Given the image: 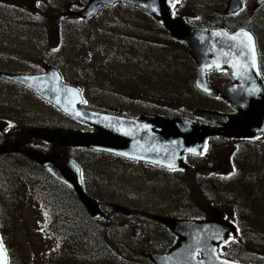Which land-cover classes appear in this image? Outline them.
<instances>
[{
	"label": "rangeland",
	"instance_id": "1",
	"mask_svg": "<svg viewBox=\"0 0 264 264\" xmlns=\"http://www.w3.org/2000/svg\"><path fill=\"white\" fill-rule=\"evenodd\" d=\"M62 1L64 0H55L60 12L63 11ZM81 1L65 0V3L72 7ZM229 1L182 0L179 8L176 6L173 11L183 15L187 23L194 28H214L223 24L226 30L241 26L246 28L258 39L259 52L263 57L261 67L264 78V5L254 11L256 0H245L242 13L226 18L222 12ZM36 7L33 23L30 25L32 28L27 29L26 25L9 22L0 24V72L31 75L42 73L45 67H58L59 72L64 74L62 76L66 83L78 86L83 92L87 106L97 112L117 110L125 114L139 112L170 116V113L175 114L178 111L181 116H191L195 110H207L226 115L234 114L229 106L193 93L194 64L188 57L186 48L171 43L165 29L162 30L156 21L149 19L145 14L124 5L114 8L101 6L89 22L73 18L65 20V47L59 53L52 46L55 37L51 25H55L57 19L52 15L49 34L44 35V22L40 18L42 10H39L40 15L36 13L42 7ZM85 7L82 11H85ZM65 12L68 13L69 10L65 9ZM2 14L7 13L2 11ZM13 19V15L5 18L6 21ZM1 42L8 45L4 46ZM121 42L127 43L129 48L143 46L135 51L138 54L137 64L129 61V55L125 57L124 63L117 65L113 61L112 58L118 60L122 55L125 56L123 52L119 54L118 45ZM144 46H148L153 53L150 64L145 61L143 63V57L147 54V51L142 53ZM91 54L93 56H89ZM107 57L108 64L103 62ZM101 65H108L107 69L102 71H106L105 75L109 80L98 81L93 78L96 76L91 73L92 70ZM148 65L151 67H147ZM210 78L217 79L214 74ZM221 80L218 90L230 83L225 78ZM12 103L13 110L17 109L16 107L20 110H0V118L5 119L0 121L1 138L5 136L4 131H19L21 128L23 134L34 128H76L71 122L60 119L61 115L55 109L24 88L0 81V107ZM29 114L36 116L33 117L32 124L27 123ZM42 122L44 126L39 125ZM13 124L17 126L16 129L10 127ZM260 141L263 142L264 139ZM29 144L30 151L27 149ZM38 144L34 140L26 139L25 144L17 150L23 148L22 151L26 155L37 153L31 152L32 147L40 152L47 150L46 146ZM209 144V151L203 154L204 162L198 159L188 163L189 168L186 167L182 175L184 178L173 181L168 180L165 174L155 167L116 159L102 153L94 154L87 150L67 153L61 148L57 149L59 157L67 158L68 155L83 169L86 194L99 204L107 216L105 222L109 232L104 239L114 257L106 264H129L135 260V256H138L141 264H152L149 257L158 255L162 247L170 245V234H167V230L139 213L168 219L200 221L189 219L187 211L181 208L185 203L190 208L193 205L196 212L204 214L209 221L231 222L221 215V210L206 204L200 186L206 195L207 191H210L207 183L216 179H227L235 169L238 170V175L246 176L249 182H253L258 175H264V149L252 144L243 146L241 150L244 148V151L241 153V150L238 151L241 142L211 141ZM51 149L52 145L48 149L50 154ZM175 184H180L181 187L177 188ZM37 189V183L23 177L4 176L0 173V218L5 222L7 238L14 252L27 264L55 263L59 248L57 249L58 244L54 238V223L47 222L48 215L37 206ZM224 190L225 187L220 186L215 191ZM6 193L9 194L8 199H5ZM17 194L19 196L14 198ZM214 197L212 195L210 200L213 201ZM115 205L139 215L124 217L120 213H114L112 207ZM254 223L256 231L264 232L262 218L258 220V224L255 221ZM134 229L139 230L138 237L133 236ZM221 256L225 257L223 253Z\"/></svg>",
	"mask_w": 264,
	"mask_h": 264
},
{
	"label": "water",
	"instance_id": "2",
	"mask_svg": "<svg viewBox=\"0 0 264 264\" xmlns=\"http://www.w3.org/2000/svg\"><path fill=\"white\" fill-rule=\"evenodd\" d=\"M179 0H89L85 11L78 14L86 19L97 6L118 3L137 8L160 21L170 37L184 45L194 63V87L211 98L219 97L235 112L233 115L196 110L194 116L215 127H205L184 120L142 116L137 120L84 111L78 108V90L65 86L57 71L45 68L40 76H11L0 79L13 82L33 92L70 118L96 129L95 134L61 130H31L17 145L0 148V156L18 153L26 139H37L52 145L51 154H32L35 163L57 182L69 188L92 220L106 219L99 204L83 191L79 169L67 158L57 154L58 148L70 147L107 153L127 160L149 163L168 170H184V155L198 156L208 138L253 139L264 135V81L259 68L255 41L240 29L233 33L225 29L191 28L181 19H172L171 8ZM243 0H230L225 15L241 9ZM264 4L256 0L255 7ZM247 33L248 35H244ZM251 37V40L248 37ZM235 37V39H233ZM211 71L224 72L233 83L220 90L208 85L206 75ZM159 123L156 124L155 122ZM160 131L156 132L154 129ZM114 213L125 217L136 214L125 207L113 206ZM165 226L178 239L175 248L164 255H151L152 264H241L219 256V245L235 228L223 221L195 222L191 220L151 217ZM139 236V230H133ZM0 264L7 256L0 244Z\"/></svg>",
	"mask_w": 264,
	"mask_h": 264
},
{
	"label": "trees",
	"instance_id": "3",
	"mask_svg": "<svg viewBox=\"0 0 264 264\" xmlns=\"http://www.w3.org/2000/svg\"><path fill=\"white\" fill-rule=\"evenodd\" d=\"M134 11L140 12L135 9ZM169 41L176 46H181L179 43L173 42L170 38ZM255 43L258 53L259 71L263 78L261 67L263 57L259 52V42L256 37ZM118 46L120 47L119 54L120 52H123L125 56L122 55L118 60L112 58L117 65L124 63L127 55H129L130 62H133L134 64L139 62L137 60L138 54L135 51L141 49L143 46H139L140 48L138 46L129 48L125 42H121ZM145 51H147V54L143 57V63L145 61L146 64H150V61L153 58V53L150 52L148 46H144L142 53ZM89 56H93V54ZM104 58L105 56H103V59ZM103 62L108 64L109 57ZM107 66L108 65H101L93 69L91 73L96 76L93 78L98 81L101 79L109 80L105 75L106 71H102L106 70ZM147 67L151 66L148 65ZM151 69L152 68H150V70ZM224 76L222 78H225ZM193 93H197L199 96L201 95L195 90ZM205 98L226 105L219 99ZM13 106V103L4 104L0 107V110L2 112L3 109H5L4 112L7 110H10V112L20 110L19 107H16L17 109L13 110ZM175 115L177 118L189 119L188 115L181 116L178 111ZM3 120L5 119L0 118V121ZM16 128L17 127H12V129ZM8 129H10V127ZM4 132L5 136L3 138L0 137V148L7 145L12 146L15 142L17 143L18 141H21L25 135L23 134V128L19 131ZM250 143L251 145L242 144L238 151H240L243 146H252V144L262 146L264 149V141L255 140ZM21 149L24 150L23 148ZM27 149L30 151V144ZM243 151L244 148L241 150V153ZM0 173L4 176L23 177L28 181L38 184L35 202L41 211L48 215L47 222L51 221L54 223L53 228L55 230V236L54 233L53 236L58 244L57 249L59 248V252L55 257V263L50 264H106L113 260L114 255L107 247V244L105 243L106 240L104 239L109 232L105 220L94 221L90 219L78 203L74 194H72L69 189L50 178L32 159L24 157L19 153L0 156ZM183 173L184 172H179L175 176L181 177ZM262 176L264 177V175ZM262 176L260 177V175H258L253 182H249L246 176L242 177V175H238V170L235 169L231 172L229 177L227 176V179H216L207 183V187L210 191H207L206 195L203 194L204 189L200 186V192L202 193L201 195L205 199L206 204L212 205L214 208L221 210V215L224 218L230 219L237 229L236 237L232 238L225 246H223V251H221V254L223 253L225 258L231 261H237L244 264H264V232L261 231V233H259L256 231V225L254 223L255 221L258 224V220L261 218L264 222V179ZM175 186L177 188L181 187L180 184H175ZM220 186H224L225 190L215 191ZM212 195L215 196L213 201L210 200ZM18 196L19 195L17 194L13 197L16 198ZM8 198L9 194L6 193L5 199ZM181 208L187 211V216H190V218L188 217L189 219H197L200 221L209 220L204 214L196 212L197 210L193 208V205L190 208L189 205L184 203ZM0 210H2L1 203ZM155 224L161 226L159 223ZM166 232L169 234L168 231ZM169 238L171 242L175 241V238L172 235H170ZM0 242L7 254L8 264H27L21 259L19 254L14 252V249L7 238L5 222H3L1 218ZM171 247L172 245L162 247L160 252L163 253L166 250L171 249ZM226 247H228V249H225ZM60 252L63 254H60ZM135 254L138 255L137 253ZM139 261L140 259L138 256H135V260L129 264H141Z\"/></svg>",
	"mask_w": 264,
	"mask_h": 264
},
{
	"label": "flooded vegetation",
	"instance_id": "4",
	"mask_svg": "<svg viewBox=\"0 0 264 264\" xmlns=\"http://www.w3.org/2000/svg\"><path fill=\"white\" fill-rule=\"evenodd\" d=\"M57 1H61V0H57ZM82 2H84V3L82 4ZM88 2H89V0H82L78 5L71 7L70 5H66L65 0H64V1L61 2V5H63V11L60 12V11H58V9H59L58 6L59 5L55 2V0H0V24L9 22V23H15V24H18V25H26L27 29L28 28H32V26H30V25L33 23L34 9L37 8L36 6H39L40 8L42 7L41 9H38L36 11V13L39 14V10H42V14L41 15L39 14V15L41 16L40 18L44 22V24L42 25V29H43L44 35H48L49 34V23L51 22L50 20H52V15H55V17L57 19L56 20V24L54 25V23H53L51 25V29H52L53 35L55 37V41H54V44H52V46L54 47L55 50L59 51V53H60L62 50H64V47H65V41H64V38H65L64 37V35H65L64 21L65 20H68V19H71V18H73L75 20H78V21H81V22H89V21L93 20L92 18L84 20V19H81V18L77 17V14H79L80 12H82L83 8L85 7V4L88 3ZM179 3H175L172 6V8H171V10H172V18L173 19H181V20H183L185 22V24H187V26L193 27V26H190L187 23L186 18H184L183 15L177 14V11H176V13H174L173 10H174V8L176 6H177V8H179V6H180ZM55 5H57V7H55ZM244 5H245V2H244ZM116 6H117V4H115V5L111 6V7L114 8ZM111 7H108V8H111ZM98 8H101V7H98ZM65 9H68L69 12L66 13L65 12ZM71 9H73V11H71ZM258 9L259 8H256V9H254V11H257ZM225 10H226V8H225ZM225 10H223V12H222V14L224 15V17L228 18V17L235 16V14L225 15L224 14ZM2 11H5V13H7V14L6 15H3L2 14ZM240 13H242V10L240 12H238L237 14H240ZM9 15H13L14 16V19L13 20H10V21H6L5 18L7 16H9ZM149 19H152V18H149ZM156 23H157V25L160 28L162 27V30H164V28H163V26L161 25L160 22H157L156 21ZM208 28H212V27H208ZM214 29H224V24L221 25V26H214ZM239 29H245V28H243L241 26V27H238V28H235V29H232V30H227V31L230 32V33H232V32H235V31H237ZM164 31L166 32V30H164ZM167 36H168V33H167ZM1 44L4 45V46L5 45H8L7 43H4V42H1ZM52 68H55L57 70L60 69L58 67H52ZM60 73H61V75H64L62 73V71ZM212 74L216 75V78H217L216 80L215 79L212 80L210 78ZM224 75H225L224 72H219V71H211V72L207 73L206 76H207V81L209 80V82H208L209 86L217 88L219 86L218 83H221L222 82L221 78ZM224 77H225V79H227V80L230 81V83H227V84L233 83L232 80L228 76L225 75ZM81 95H82V93H81ZM214 99H216V100L219 99L220 100L219 97L214 98ZM83 100H84V105H86V100L84 99V97H83ZM139 100H141V98H139ZM220 101L223 102V103H225L222 100H220ZM105 113H108V114H111V115H114V116H118V117H123L125 119H130V120H137V119H139V118H141L142 116H145V115L146 116H153L155 118L183 120L182 118H180V119L177 118L174 113H170V116L156 115V114H140L139 112L138 113H134V114H125L124 112H120V111H117V110H110V112H105ZM33 117H36V116H34L32 114H29V117H28L29 118V121H27L28 124H32V122L34 120ZM60 119L66 121V122H70L69 119H67V118H65L63 116H61ZM184 120H189V121H191L194 124L201 125V126H205V127H215V126L211 125L210 123H207V122H204V121H202V120H200L198 118H195L194 117V114H192L191 116H189V119H184ZM155 123L158 124L159 122L156 121ZM39 125L44 126L43 122L40 123ZM34 129H39V128H34ZM34 129H29V130H34ZM41 129H43V130H70V131H75V132H78V133H81V134H95L96 131H97L96 129L91 128V127L86 126V125H83V124H77V127L74 128V129H71V128H66L65 129V128H59V127H54V128L45 127V128H41ZM154 131L159 132L160 130L158 128H156V129H154ZM34 141L37 142V143H39L38 145L42 144V145L46 146L47 150L46 151H43L41 153H43L45 155H49L50 154L48 152L49 147L51 148V145L50 144H47V143H44V142H40L38 140H34ZM211 141H214V142L215 141H218V142L219 141H233V142H241L242 144H245V143H250L251 142V139H225V138H221V137L208 138V139L205 140V143H204V146H203V150H202V152H201V154L199 156L186 155V156H183L182 157V159L185 162V164H187V168H189L188 163L194 162L193 160L200 159V160H202V162H204V156H203V154H204L205 151H209V148H210V146H209L210 144L209 143ZM207 146H209V147L206 149ZM61 149L65 150L67 153H69V152L76 153V151L82 150L80 148H70V147H64V148H61ZM31 152H40V151H37V150H35L32 147L31 148ZM88 152L94 153V154L95 153L96 154H101L100 152H95V151H88ZM20 153L23 156H26V154H25L24 151H21ZM102 154H104V153H102ZM106 155H110V156H112V157H114L116 159H122L124 161H129V162H132V163L144 164V166L147 165L149 167H155V168H157L158 171L163 172L166 175V178L168 180H170V181L179 180V179L182 180L184 178V176H181V177L175 176L177 173L183 172L184 170H166L164 168H161V167H158V166H154L152 164L135 162V161L127 160L125 158H122V157H119V156H115V155H111V154H106ZM67 158L69 160H71L79 168V170H80V176H81L82 188H83L84 192H86L85 182H84V176H83L84 175L83 174L84 173L83 169L76 163V160L74 158H72V157H70L68 155H67ZM209 177H207V178H209ZM112 209H113V207H112ZM139 214H141L144 218L148 219L149 221H153L151 219L152 215L147 214V213H139ZM139 214L136 213V214H134L132 216H129V217H133V216H136V215H139ZM176 244H177V240H175V241H173V242L170 243V245H172V247H175ZM164 247H167V246H164ZM167 252L168 251L166 250L163 253H158V255H160V254H166Z\"/></svg>",
	"mask_w": 264,
	"mask_h": 264
},
{
	"label": "snow or ice",
	"instance_id": "5",
	"mask_svg": "<svg viewBox=\"0 0 264 264\" xmlns=\"http://www.w3.org/2000/svg\"><path fill=\"white\" fill-rule=\"evenodd\" d=\"M244 35L247 36L248 34L247 33H244ZM233 39H235V37H233ZM248 39L251 40V37L249 36Z\"/></svg>",
	"mask_w": 264,
	"mask_h": 264
}]
</instances>
